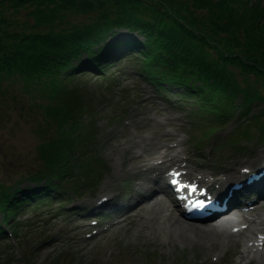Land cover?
<instances>
[{"label": "trees", "instance_id": "obj_1", "mask_svg": "<svg viewBox=\"0 0 264 264\" xmlns=\"http://www.w3.org/2000/svg\"><path fill=\"white\" fill-rule=\"evenodd\" d=\"M6 3L27 10L23 29L1 10ZM79 14L82 21L71 20ZM130 60L158 91L182 88L194 114L228 120L237 113L240 137L256 131L264 140V0H0V84H51L58 102L48 111L63 133L38 145L40 162L27 178L0 185V235L8 224L19 237L12 217L29 203L60 199L71 186L65 175L102 171L96 122L75 107L65 84L104 78Z\"/></svg>", "mask_w": 264, "mask_h": 264}, {"label": "rangeland", "instance_id": "obj_2", "mask_svg": "<svg viewBox=\"0 0 264 264\" xmlns=\"http://www.w3.org/2000/svg\"><path fill=\"white\" fill-rule=\"evenodd\" d=\"M251 1L255 3L259 0ZM1 10L10 20L14 19L20 29H23L24 22L31 21L24 8L16 10L6 3ZM83 19L84 16L79 14L71 20ZM134 65L135 61L130 60L110 67L105 79L83 75L65 84V91L75 107L83 105L90 118L96 120L97 127L93 130L98 132V140L94 148L105 160L106 171L98 180H87L84 189L78 193L68 191L71 203L68 202L65 207L57 206L59 201H53L51 206L40 205L36 210L31 209L32 204L22 206L12 217V222L21 226L18 227L20 245L15 242V235L0 238V264L7 257L13 260L8 264L237 263L235 256L239 247L236 244L227 246L216 242L212 236L209 238L213 243L207 240L189 243L156 238L141 230L135 219L116 223L121 218L119 214L101 216V220L105 221H100V226L111 223L112 227L90 237L93 227L86 217L96 218L99 210L89 211L101 195L114 192L116 197H120L118 194H122L120 201L109 204L103 211L126 207L139 198H129L128 195L133 197L132 192L125 191L133 187L138 192L139 188L134 187L138 180L133 174L122 171L124 160L128 169L133 165L128 153H123V148H129L134 155L141 152L146 155L150 150L154 152L155 145L164 143L169 132L174 135L172 140L175 141L171 143L174 144L175 154L183 158L191 157L183 163L200 170L203 175L207 171L216 174L225 169V173L237 176L242 173V165L256 170L264 162V141L259 142L254 131L248 142L244 141L236 147L225 141L235 127H239V121L235 119L206 134L205 145L201 150L196 149L191 135H203L207 124L203 126L206 119L199 123L190 117L193 98H183L179 93L183 90L177 87L158 93L154 85L135 73ZM232 69L236 71L234 67ZM38 86L39 90L31 80L23 78L6 79L0 84V185L9 186L27 178L40 162L38 145L63 134H60L54 114L48 111L50 106L57 104L58 94L56 91L53 94L51 84L46 85L47 88L42 84ZM261 107L264 106H258ZM216 142H220L221 149H214ZM79 176L69 173L62 180L72 185ZM111 179L114 180L109 183L110 186L104 187ZM27 182L31 183L24 180L22 185ZM161 183L163 181L154 185L157 187ZM86 226H89L87 231L80 233ZM216 257L217 261L212 260Z\"/></svg>", "mask_w": 264, "mask_h": 264}, {"label": "bare ground", "instance_id": "obj_3", "mask_svg": "<svg viewBox=\"0 0 264 264\" xmlns=\"http://www.w3.org/2000/svg\"><path fill=\"white\" fill-rule=\"evenodd\" d=\"M167 138L173 139L174 135L166 133ZM154 153L158 154L157 158L161 157H169L171 154V148L167 145H161L159 147L155 146L153 148ZM163 149V150H162ZM124 154L128 153L129 159L132 160L133 165L131 168H127L123 161L122 171L127 174L132 173L133 176L138 180L137 184L134 186H138V192L134 190L132 195L134 197L143 198L147 195L149 188L152 186V183H156V181H160L164 179L163 168L166 159H163L159 165L158 163L154 164L149 161L148 156L151 154L145 155H134L131 153L129 148L122 149ZM170 159V158H169ZM153 177H150V173H154ZM157 172V173H156ZM114 180V179H113ZM112 179L104 186L109 187ZM230 180L229 177L216 179L215 181L219 182V185H224L226 182ZM113 196L108 195V200L112 199ZM149 202V201H148ZM138 205V204H137ZM133 206L132 213L130 212L124 213L123 219L119 220V222L125 219H135L138 227L146 231L147 234L152 235L153 237H164L170 239V241L182 240L183 242L193 243L194 240H207L210 243H213L212 239L209 237L212 236L216 242L225 243L227 246L232 244L233 242L240 241L241 242V250L238 251L239 257L241 260L246 258H259L260 264H264V249L258 248L257 250H253L251 246L247 243H244L243 236H246L248 240H252L251 236L254 235V240L257 239V234L255 233V229L259 226H263L264 233V218L260 216L248 217L243 216L244 218L250 219V225L248 226V230L245 229L239 230L236 233L231 232V228H223L221 225H210V226H199L195 224L188 223L180 219L179 215L182 213V210H179V215H177L174 211H169V207L171 206L167 201L162 200L161 198L154 197L151 198L150 202L140 207ZM181 212V213H180Z\"/></svg>", "mask_w": 264, "mask_h": 264}, {"label": "snow or ice", "instance_id": "obj_4", "mask_svg": "<svg viewBox=\"0 0 264 264\" xmlns=\"http://www.w3.org/2000/svg\"><path fill=\"white\" fill-rule=\"evenodd\" d=\"M172 182H173L174 184L177 183V181H175V180H173Z\"/></svg>", "mask_w": 264, "mask_h": 264}]
</instances>
